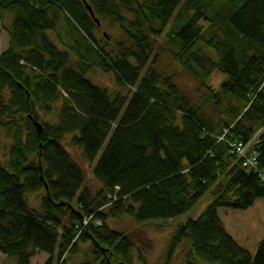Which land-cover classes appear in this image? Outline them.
<instances>
[{"label":"trees","instance_id":"obj_1","mask_svg":"<svg viewBox=\"0 0 264 264\" xmlns=\"http://www.w3.org/2000/svg\"><path fill=\"white\" fill-rule=\"evenodd\" d=\"M7 18L0 132L11 148L0 163L1 256L15 264L39 255L44 264H148L110 221H173L213 194L197 221L175 230L167 264L186 244L187 264H264V240L252 255L219 217L264 200V0H0V21ZM105 24L119 31L109 44L99 37ZM158 47L203 91L201 104L158 69ZM97 71L113 76L115 89L93 83ZM215 74L224 77L219 89L209 84ZM68 137L91 165L103 151L95 197ZM234 143H251L257 170L243 167ZM42 191L36 209L28 197Z\"/></svg>","mask_w":264,"mask_h":264},{"label":"rangeland","instance_id":"obj_2","mask_svg":"<svg viewBox=\"0 0 264 264\" xmlns=\"http://www.w3.org/2000/svg\"><path fill=\"white\" fill-rule=\"evenodd\" d=\"M11 26V20L7 18L4 22L0 21V55L8 51L10 47V38L8 30ZM109 36V43L114 38H119V31L117 28L112 29L107 24L101 30L99 37L103 35ZM104 40V38H103ZM108 41V40H107ZM156 53L160 55V62L158 69L166 75L173 77L175 84L187 96H189L193 103L201 104L204 93L199 89L198 85L190 79L187 74L173 61L172 57L162 52V48L158 47ZM90 79L100 87H110L115 89L114 79L111 75L102 74L100 71L92 73ZM224 81V77L215 74L209 84L219 89ZM44 118V117H43ZM46 122L54 124L56 119L46 118ZM71 137H68L64 144L66 149L71 153L75 162L81 167L85 173V187L95 197L101 190V184L95 179L93 174V167L100 160L103 151L100 152L95 164L91 165L84 159L82 151L78 148L70 146ZM11 142L8 141L4 133L0 132V163L6 164L9 160V150ZM44 192L29 195V201L34 208H40L42 205ZM215 196L207 194L193 210L188 214L168 222H155L144 225H139L129 217H122L117 220H111L110 226L114 231L128 235L136 245V250L143 254L148 264H167L169 243L175 233V230L187 224L189 221H197L214 203ZM219 217L226 224L228 232L239 243L241 247L248 250L252 255L256 253L258 243L264 240V200H259L248 211H233L228 209L219 210ZM89 223L86 220L84 227ZM135 251L134 255L137 260L138 255ZM190 252L189 245L182 246L177 254L173 257L171 264H187L188 253ZM47 260L45 255H39L35 258L32 264H44ZM0 264H15V260L8 259L0 255ZM135 264H139L137 261ZM195 264V263H194ZM197 264H203L199 262Z\"/></svg>","mask_w":264,"mask_h":264},{"label":"built area","instance_id":"obj_3","mask_svg":"<svg viewBox=\"0 0 264 264\" xmlns=\"http://www.w3.org/2000/svg\"><path fill=\"white\" fill-rule=\"evenodd\" d=\"M250 144L245 146L242 143H234L231 145L232 153L236 155L237 159L243 164V167L257 170L258 157L254 152L250 151Z\"/></svg>","mask_w":264,"mask_h":264},{"label":"water","instance_id":"obj_4","mask_svg":"<svg viewBox=\"0 0 264 264\" xmlns=\"http://www.w3.org/2000/svg\"><path fill=\"white\" fill-rule=\"evenodd\" d=\"M87 9L89 10V12L91 13V16L94 17V13L92 12V10L87 6ZM96 22L98 23V20H96ZM104 37L105 38H108V36L106 34H104ZM36 129H37V132L39 134V136L42 134V131H43V127L41 124L39 123H36ZM46 193H47V196L48 198H51L50 194H49V189L48 187L46 186ZM67 205L65 203H61L58 207H66ZM69 210H71V206L68 207Z\"/></svg>","mask_w":264,"mask_h":264},{"label":"crops","instance_id":"obj_5","mask_svg":"<svg viewBox=\"0 0 264 264\" xmlns=\"http://www.w3.org/2000/svg\"><path fill=\"white\" fill-rule=\"evenodd\" d=\"M256 203H257V202H256ZM256 203H255V204H256ZM223 223H224V222H223ZM224 225H225V227H226V229H227V226H226L225 223H224ZM227 231H228V229H227ZM229 234H230V233H229ZM230 235H231V234H230ZM231 236H232V235H231ZM260 242H261V241H260ZM260 242H259V243H260ZM259 243H258V245H259ZM257 248H258V246H257ZM256 250H257V249H256Z\"/></svg>","mask_w":264,"mask_h":264}]
</instances>
